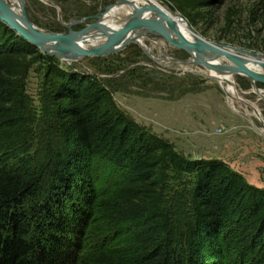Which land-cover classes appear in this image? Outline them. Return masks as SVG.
<instances>
[{"label":"trees","instance_id":"1","mask_svg":"<svg viewBox=\"0 0 264 264\" xmlns=\"http://www.w3.org/2000/svg\"><path fill=\"white\" fill-rule=\"evenodd\" d=\"M171 1L193 22L221 0ZM41 59L0 21V264H264V188L220 160L182 158L94 77L51 64L57 141L40 156L26 83ZM176 176L184 213L167 201ZM122 225L121 254H84Z\"/></svg>","mask_w":264,"mask_h":264},{"label":"rangeland","instance_id":"2","mask_svg":"<svg viewBox=\"0 0 264 264\" xmlns=\"http://www.w3.org/2000/svg\"><path fill=\"white\" fill-rule=\"evenodd\" d=\"M119 1L123 0H23L25 19L42 31L55 33H66L63 24L102 14L106 7ZM161 1L182 16L176 3ZM200 11V15H193V22L182 16L196 36L230 52L240 50L239 55L247 60L261 57L264 61V0H221ZM95 20L89 18L75 24L72 30ZM160 38L163 36L158 33L144 34L141 43L150 47L149 51L132 41L118 50L70 61L38 47L43 59L31 67L26 86L39 155L50 153L48 147L57 141L48 99L56 79L49 68L56 63L67 71L96 78L111 91L125 114L167 139L182 158L220 160L241 174L247 183L264 188V126L261 124L264 123V85L255 82L260 93L256 92L246 77L234 73L238 99L231 101L223 91V84L209 75V69L202 63H195L191 69L182 68L194 58L186 50L166 40L158 46L152 45V40ZM253 106L259 110L262 121L252 116ZM92 173L95 180L99 178L94 183L97 190L102 182H107L102 181L105 172H100L102 179L97 168ZM181 183L177 176L168 181L167 201L175 206V211L184 213L187 201ZM126 234L123 225L104 231L87 242L84 254L101 251L110 256L119 255Z\"/></svg>","mask_w":264,"mask_h":264},{"label":"bare ground","instance_id":"3","mask_svg":"<svg viewBox=\"0 0 264 264\" xmlns=\"http://www.w3.org/2000/svg\"><path fill=\"white\" fill-rule=\"evenodd\" d=\"M2 1L12 10V12H14V14H16L17 17L19 16L20 18H25L23 0ZM110 14L111 16L109 18H105ZM131 19L156 21L164 27L166 34L172 39L178 40L179 36H181L192 43L194 47L187 49L186 52L194 58H191L189 60V64L183 65L182 68L191 69L195 63H202L204 67L209 69L210 73L208 74L223 84V91L229 96L231 101L238 99L237 91L235 90L233 83L234 73L246 77L251 82L253 90L260 93L251 77L244 72H237L235 70L237 68V64L246 67V64L248 63L246 68L264 75V68L259 65L261 62H264L263 59L260 60L261 57L254 60H247L239 55V53H242L240 50H232V52H230L229 49L224 46L212 44L200 39L191 31V27L185 20H183V17L180 14L175 11L173 7L161 0H123L119 4L111 5L108 11L102 15L100 22L116 30ZM24 26H26V24ZM146 32L158 33L156 30H150L147 26H140L118 39L112 46H110L109 50H118L122 48L126 42L135 41L140 44L143 49L149 51L151 48L141 43V38L144 37ZM164 40V37L154 39L152 40V45L158 46L164 43ZM107 42L108 38L100 30H97L93 31L92 34L89 32L84 34L78 44L83 49H89L102 46ZM44 48L49 52H56L48 45H44ZM224 52H230L234 60H229ZM78 57L80 56H76L74 53L67 55V58L72 60ZM183 64H185V62H183ZM262 97L264 98V94ZM251 113L254 118L262 121L260 112L256 107L253 106V111ZM257 130L261 131L262 129L257 128Z\"/></svg>","mask_w":264,"mask_h":264},{"label":"water","instance_id":"4","mask_svg":"<svg viewBox=\"0 0 264 264\" xmlns=\"http://www.w3.org/2000/svg\"><path fill=\"white\" fill-rule=\"evenodd\" d=\"M121 3V1L116 4ZM111 6V5H110ZM104 9V12L99 15L83 17L78 20H72L67 24H63L66 28V33H55V32H45L30 22H28L25 18L17 17L14 12L2 1L0 0V21L7 24L15 33L23 38L28 43L41 48L43 51L49 52L44 48V45H48L56 52H49L52 54H56L61 59L70 61L72 59H68L67 55L76 54V56H86V55H100L104 53H108L114 50H109L110 46H112L118 39L129 33L131 30L139 28L140 26H147L150 30H156L159 34H161L167 42L171 45L187 50L189 48H193V44L187 41L185 38L179 36L178 40L172 39L170 36L166 34L164 27L156 22V21H144V20H128L118 29H112L100 21L102 19V15L108 11L109 7ZM96 18L94 22H90L85 24L79 30H72V26L78 23H83L87 19ZM26 24V26H24ZM100 30L107 38L108 42L102 46H98L96 48L83 49L80 47L78 42L82 38V36L86 33L92 34L93 31ZM229 60H234L232 54L230 52H224ZM264 68V62L259 64ZM237 72H244L249 77H251L255 82H259L264 85V75L246 68L243 65L237 64L236 70ZM244 116L246 114L242 113ZM264 126V123H261Z\"/></svg>","mask_w":264,"mask_h":264}]
</instances>
